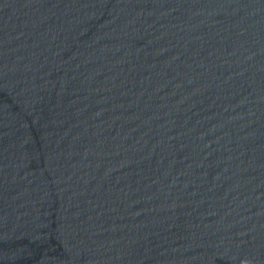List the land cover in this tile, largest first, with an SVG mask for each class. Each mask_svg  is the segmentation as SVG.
Masks as SVG:
<instances>
[{"label": "water", "instance_id": "obj_1", "mask_svg": "<svg viewBox=\"0 0 264 264\" xmlns=\"http://www.w3.org/2000/svg\"><path fill=\"white\" fill-rule=\"evenodd\" d=\"M0 264H264V0H0Z\"/></svg>", "mask_w": 264, "mask_h": 264}]
</instances>
